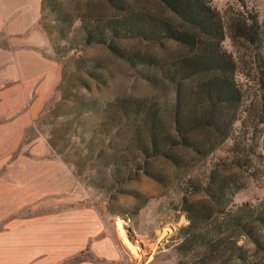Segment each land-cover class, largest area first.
I'll use <instances>...</instances> for the list:
<instances>
[{
  "label": "trees",
  "instance_id": "trees-1",
  "mask_svg": "<svg viewBox=\"0 0 264 264\" xmlns=\"http://www.w3.org/2000/svg\"><path fill=\"white\" fill-rule=\"evenodd\" d=\"M103 1L111 13L81 21L82 37L69 47L105 45L132 67L154 65L158 78L171 87L168 99L121 95L103 104L89 99L76 103L72 111L64 114L81 117L103 113L101 125L107 139L129 120H137L134 139L138 140L133 146L136 156L127 167L112 161L108 190L118 191V186L131 180L139 170L161 182L158 173L146 168L153 157L161 156L175 167H185L179 202L187 222L176 232L177 256L184 258L202 247L213 250L224 234L238 229L260 253L259 260L243 264H264V245L254 229V224L264 228V199L231 210L226 208L234 192L245 184L237 181L239 173H248L251 157L261 156L256 153L254 142L264 123V24L257 19L260 9L244 5L234 9L228 5L220 12L211 0H153L157 10L148 8L143 0L142 4L136 3L140 0ZM227 33L230 39L236 37L248 45V67L240 71L252 86L236 80L241 55H233L222 47ZM60 38L69 39L64 32ZM116 39L158 44L172 41L179 50L162 57L158 64L150 54L129 53L115 43ZM79 70H86L95 78L88 69ZM63 77L62 73L61 81ZM140 77L152 82L156 79L148 69H141ZM236 122L238 126L234 125ZM84 135L79 131L76 136L86 153L95 144L98 150L106 145L103 140L92 143L96 135L93 130L85 135L87 139ZM229 140L225 153L212 160L214 151ZM177 149L191 158L185 159ZM190 194L205 197L189 200ZM226 248L203 264H223L234 256L244 259L240 245L232 242Z\"/></svg>",
  "mask_w": 264,
  "mask_h": 264
},
{
  "label": "rangeland",
  "instance_id": "rangeland-1",
  "mask_svg": "<svg viewBox=\"0 0 264 264\" xmlns=\"http://www.w3.org/2000/svg\"><path fill=\"white\" fill-rule=\"evenodd\" d=\"M143 1L147 2L148 8L159 9L153 0ZM143 1L136 3L142 4ZM211 4L220 12L228 5L234 9H240L241 5L248 9H260L257 19L264 24V0H211ZM110 13L111 10L103 0H44L40 20L48 39L43 50L60 63L61 76L26 128L22 145L38 142L39 145L46 146L48 157L67 165L76 180V187H82L85 193L82 201L76 200L67 204L88 205L98 212L102 225L114 237V243L120 251L121 263L203 264L207 259L212 261L215 252L227 249L232 242L242 247L244 259L240 260L234 256L223 264H243L259 260L260 253L238 229L224 234L221 241L215 244L214 248L217 250L202 247L184 258L177 256L176 232L187 222L179 202V188L185 167H175L161 156L153 157L148 160L146 168L158 173L162 177L161 182L139 170L131 180L119 185L118 191L112 190L113 188L108 190L111 183L108 168L112 161L121 165L120 167H127L136 156L133 146L138 140L134 139L137 120H129L121 128L114 130L112 138L107 139L103 135L101 125L103 113H91L81 117H64V114L72 111L76 103L89 99H97L103 104L121 95L148 98L154 96L159 100L171 96L170 85L158 78L154 65L132 67L102 44L82 45L73 49L69 47L74 40L82 37L79 29L81 21L87 22L93 17H103ZM57 18H62L63 21H56ZM63 32L65 37L69 38L67 41L60 38ZM115 43L131 54H150L158 64L162 57L179 50L172 41L158 44L137 39H116ZM222 47L233 55H241V62H237L236 80L252 86L251 81H247L240 71L248 67L245 64V60L249 59L247 43L236 37L230 39L227 33ZM262 49L264 55V47ZM79 69H88L95 78L88 75L86 70ZM141 69H148L156 75V79L152 82L141 78ZM62 73L64 77L61 81ZM67 95L71 96L67 98ZM238 124L236 122L234 125ZM259 129L254 142L257 144L256 153H261V156L251 157L248 172L251 174L239 173L237 181L245 184L231 196L227 209L231 210L243 204H255L264 199V123ZM91 130L96 134L92 143L103 140L106 145L98 150L99 146L95 144L90 153H86L84 144L78 141L76 135L79 131L90 135ZM230 144L231 140L215 150L212 160L222 156ZM176 152L182 154L185 159L191 158L183 151L177 149ZM204 197L203 194L187 196L189 200ZM254 229L260 243L264 245V228L254 224ZM74 258L93 260L95 257L88 250H84Z\"/></svg>",
  "mask_w": 264,
  "mask_h": 264
},
{
  "label": "crops",
  "instance_id": "crops-1",
  "mask_svg": "<svg viewBox=\"0 0 264 264\" xmlns=\"http://www.w3.org/2000/svg\"><path fill=\"white\" fill-rule=\"evenodd\" d=\"M43 4L0 0V264H126L98 212L67 204L85 195L67 165L22 145L61 76L43 50ZM84 250L95 258L75 260Z\"/></svg>",
  "mask_w": 264,
  "mask_h": 264
}]
</instances>
